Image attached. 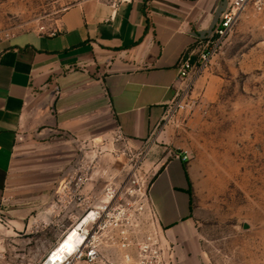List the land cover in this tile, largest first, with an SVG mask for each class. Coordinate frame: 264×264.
<instances>
[{
    "label": "crops",
    "instance_id": "crops-1",
    "mask_svg": "<svg viewBox=\"0 0 264 264\" xmlns=\"http://www.w3.org/2000/svg\"><path fill=\"white\" fill-rule=\"evenodd\" d=\"M227 7L228 0H85L63 13L54 34L0 42V207L12 197L29 210L40 207L48 190L43 173L63 171L74 160L73 154L53 162L41 156L17 169L24 133L89 141L113 130L135 150L146 145L150 155V138L163 143L164 130H157L179 86L181 56ZM177 156L167 160L162 152L147 161L150 194L172 264H201L190 244L193 174ZM59 235L57 227L55 243Z\"/></svg>",
    "mask_w": 264,
    "mask_h": 264
},
{
    "label": "rangeland",
    "instance_id": "rangeland-1",
    "mask_svg": "<svg viewBox=\"0 0 264 264\" xmlns=\"http://www.w3.org/2000/svg\"><path fill=\"white\" fill-rule=\"evenodd\" d=\"M83 1L0 0V42L23 33L54 34L63 13ZM186 105L160 125L163 143L150 138V155L146 145L135 150L113 130L89 141L47 130L24 133L17 169L38 163L41 156L53 162L73 154L74 160L63 171L43 173L48 190L40 207L29 210L13 197L0 207V264L44 259L63 216L60 204L52 207L60 198L58 188L85 157L93 161L86 190L94 191L114 179H128L138 158L141 174L151 183L146 163L162 152L167 160L188 156L193 174L190 244L201 264H264V14L253 8L240 13L207 68L193 75ZM14 210L20 212L8 214Z\"/></svg>",
    "mask_w": 264,
    "mask_h": 264
},
{
    "label": "built area",
    "instance_id": "built-area-1",
    "mask_svg": "<svg viewBox=\"0 0 264 264\" xmlns=\"http://www.w3.org/2000/svg\"><path fill=\"white\" fill-rule=\"evenodd\" d=\"M249 8L264 14V0H228L212 31L181 56L179 86L165 117L187 106L193 75L207 68L240 13ZM177 158L188 161L186 155ZM138 159L128 179H114L98 193L86 190L93 164L89 157L68 172L57 191L60 198L52 206L60 204L63 213L57 225L60 235L39 264H172V249Z\"/></svg>",
    "mask_w": 264,
    "mask_h": 264
}]
</instances>
